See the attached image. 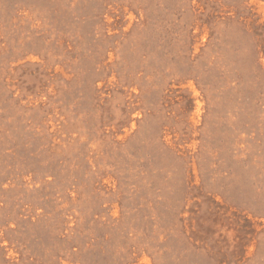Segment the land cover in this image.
Here are the masks:
<instances>
[{
  "label": "rangeland",
  "instance_id": "obj_1",
  "mask_svg": "<svg viewBox=\"0 0 264 264\" xmlns=\"http://www.w3.org/2000/svg\"><path fill=\"white\" fill-rule=\"evenodd\" d=\"M0 264H264V0H0Z\"/></svg>",
  "mask_w": 264,
  "mask_h": 264
}]
</instances>
